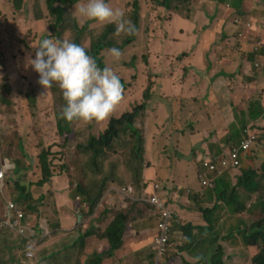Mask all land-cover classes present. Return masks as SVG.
Returning <instances> with one entry per match:
<instances>
[{
	"label": "rangeland",
	"instance_id": "1",
	"mask_svg": "<svg viewBox=\"0 0 264 264\" xmlns=\"http://www.w3.org/2000/svg\"><path fill=\"white\" fill-rule=\"evenodd\" d=\"M45 1H13L11 4H15V8L13 9L16 13H12L8 8L7 0H3V3L0 5V30L11 25L17 26L19 30L14 37L17 40L10 41L9 39L2 38L5 35L4 33L0 35V110L5 109L7 112L5 113L6 122L3 127L5 135L0 136V158L1 155L6 156L15 167H24V172L19 177V181L15 180V182H19V184L27 187L32 184L35 185L34 189L29 190V193L33 197V205L35 206L38 204L39 198L48 193V189H46L48 185L45 184L46 186L42 188L36 187L37 182L42 176L40 155L43 151L44 153L49 152L48 162L51 163V169L54 167V175H57L53 181L54 186L61 187L64 185L66 187L68 183L67 177L73 179L74 183L83 184L85 182L87 186L94 181H100L101 178L95 172L91 173L86 171L92 163L90 158L84 160L80 158L81 161L79 159L81 150L79 151L77 146L87 143L92 136L87 133L80 135L77 127H74L75 122L71 124V131L66 132L64 136L62 134L63 137L60 136L61 133L57 128V122L58 119L64 120L60 113L65 103L61 89L57 84L53 83L50 88L44 91L37 83L38 74L30 66L25 67L26 59L29 56L34 57V48L32 47L36 46L37 40L34 41L36 37L38 39L41 36L39 30L41 28L47 30L48 27ZM127 1L133 5L135 0H109V4L112 7H118L124 11ZM140 3L141 11H139V16L141 14L142 27L137 35L136 41L122 49V56L119 60H115L108 53V49L103 50L100 54L105 66L111 67L119 75L123 90L122 98L114 107L111 114L103 120H95L93 125L96 130L93 132L98 134L103 130L105 131L108 126V121L111 118L119 117L126 111H132L144 101H149L146 102L149 107L139 114L135 122L136 127L141 129L147 128V143L145 140L144 142L149 161L146 162L144 158H138L131 154L130 152L134 146V142L126 140L125 145L121 146L127 153L126 165L128 166L125 171L135 177L138 174V170L142 168L145 184L155 182L157 179H160V182H178L179 179H186L187 177V181L194 184L198 176L197 171L200 167V162L213 158L219 152L218 148H223L224 152L231 146L228 143L231 132L234 133L236 129L241 130L247 128H249L250 132H261L264 127V113L255 120L250 110L247 113V111L236 110L233 105H230L231 100L227 102V92L212 94L211 89L207 87V82L212 74L210 54L208 53L204 56V59L202 58L196 61L193 64V71H188V67H184L182 64L185 60L183 58L184 54L182 55L181 52H177L186 49V46L191 44L192 39L184 40L187 37H193L189 21L182 19L184 17L177 12H173V14L176 13L181 18L176 15L172 16L169 10L160 7L153 0H140ZM42 8H44V11ZM182 13L188 14V18L190 19L192 9L190 13L184 11ZM72 16L75 20H81L73 10ZM131 16L132 10L126 14L125 19H128L133 25ZM83 22L86 21H80L79 25ZM30 23L32 24L30 25ZM103 25L97 22L92 23L91 27L94 32L89 31V36L92 41H95L103 33L105 30ZM129 36L130 33L112 31L108 38L114 41L117 46L121 45ZM178 39L181 40L179 41ZM155 42L157 46L159 42H162V47L158 53L154 45ZM7 44L9 45L5 46ZM174 49H177V51L173 52ZM11 55L12 59L10 58ZM150 55L153 57L147 64L146 58L148 56L150 57ZM162 57L169 59L171 66L170 64H166L164 59H161ZM202 60L204 64L198 67L202 63ZM208 62H210V65ZM208 65L210 68H208ZM206 70H208L207 74L201 78L198 71L205 72ZM259 71H263V69ZM248 72L252 73L251 70H248ZM164 79H169L168 83ZM253 81L257 84L263 83L264 77H262V73L253 77ZM167 84H169L172 92H168L167 86H165ZM200 84H205V86L202 87ZM239 84L242 87H246L249 84V80L244 84L237 81V85ZM3 86L6 88L4 93H2ZM145 93L148 94L147 98H145ZM153 94H155L154 99H152ZM257 94L260 96L252 100ZM257 94L245 100V102H254L260 97L258 103L259 109L256 112L262 107L261 104L264 105V91L263 93ZM192 98L198 99L199 101L194 103ZM168 105H171L169 112L173 117L172 120L168 118L169 113L166 109ZM215 108L217 111H214ZM230 123H233V129ZM142 130H144L145 137V129ZM127 134H130V132L128 131ZM215 140H220V142H215ZM259 141H264L263 137L261 138L260 136ZM213 143H216L217 146L211 147L210 145ZM176 150L181 151L183 154L182 158L177 157ZM190 151L194 156L190 155ZM252 152L256 156L258 154L262 156L259 157L260 161L256 160L257 157L253 156ZM252 152L246 161L241 162L240 167L242 168L244 166L243 168L246 169L252 167L261 174L263 172L261 166L264 161V142L262 144L256 143L253 146ZM162 159H164L163 162ZM149 166L150 168L147 169ZM241 168H239L240 171L239 169L237 170V173L242 172ZM145 169L147 170L145 171ZM111 171L112 168L107 163L105 167L101 168V175H106L107 172ZM82 175L85 177L83 179H86L84 182L81 180ZM12 177L13 174H10L7 178L11 179ZM0 181V186L2 187L0 189H3L1 193L2 202H5L13 194L16 187L14 184V188H7L5 187V180L2 179ZM228 181L231 182V179ZM235 182L236 179L231 183L233 184ZM154 188L153 184H151L147 190L149 196L156 195ZM238 192L243 193V190L239 189ZM164 194L166 195L167 193L165 192ZM141 197H143V194ZM85 198H89L87 191L84 195ZM208 198L207 193L203 197L199 196L194 202L189 203L192 209H188L184 205V202L181 201L180 196L175 197L171 194L166 196L168 204L176 210L178 215L176 218L177 222L172 228L175 236L179 234V226L181 223L191 222L194 224L195 229L198 226L205 225L199 209L211 208L215 205L214 202L208 203ZM242 198L245 199L241 201L245 204L247 212H242V215H238L237 218H226L228 211L222 208L220 215L224 218L220 219L223 221V227L217 231L219 236L214 235V237L217 236V243L212 245V242L208 241L211 243L208 246L209 248L215 249L217 245L223 248L222 259L225 264H252V256L258 252L256 246L249 248L239 243L241 239L239 236L240 232L237 230L239 225L238 218L247 216L251 220H257L264 218V215L259 213L257 208L253 206L255 199ZM29 202H22L26 212L29 211L27 209ZM29 204H31V208H34L32 203ZM217 204L218 211L223 203L219 201ZM183 206L187 210V215L190 213V217L194 215L196 218H181L182 214L179 215V210L183 209ZM11 211L15 212L16 210H10L5 206L4 216H7ZM31 215L33 214L29 213V216ZM152 218L156 220L154 216ZM160 218L171 219L174 217L162 211ZM154 220L150 221V225L146 224L142 228H148L151 236L156 234L154 231ZM3 233L5 232L1 230L0 256L8 253V256L13 258L12 250L9 248L6 235ZM203 233L205 237L206 231ZM197 235L198 233L194 235L196 238L195 241H197ZM206 241L207 239H205ZM205 246L203 245L202 247ZM25 247H28V244ZM105 248L106 246H103L102 250ZM205 249L200 250V254L206 255L208 252H204ZM87 252L92 253L93 249H86L85 257L82 260L88 256ZM212 254H207L208 260ZM104 259L105 261L110 260L108 257ZM115 263L117 261H111V264ZM60 264L66 263L60 262Z\"/></svg>",
	"mask_w": 264,
	"mask_h": 264
},
{
	"label": "trees",
	"instance_id": "2",
	"mask_svg": "<svg viewBox=\"0 0 264 264\" xmlns=\"http://www.w3.org/2000/svg\"><path fill=\"white\" fill-rule=\"evenodd\" d=\"M156 2H159V5L166 7L172 12L179 13L184 18H188V14H184L182 13V11L190 13L192 9V0H156ZM75 3L76 0H46L45 10L46 12H48L46 13V15L48 16V27L47 30L41 28L39 30V34H41V38L50 37L61 40H69L73 43L80 45L85 49L86 53L96 61L99 67H104L105 65L100 54L105 49L116 47L115 42L108 38L113 30L117 32L115 25L104 24L103 28L105 27V30L95 41H92L89 36V31H93V28L91 27L92 23H95L93 21H86L81 26L80 30L78 26H75L73 28V31L79 32V35L76 33L68 34L64 32L62 29L59 28L60 24L65 20L66 9H72ZM131 10V21L134 23L133 25L135 26V31L133 33H130V36L123 43V46L131 43L135 38L136 28L138 27V13L140 10L138 0H135L133 2V5L128 4L127 11L124 14V18H126V14H128ZM17 31H19L17 26L11 25L1 29L0 35L1 33H4L5 35L2 36V38H6L7 40L9 39L10 41H12L17 35ZM8 45L9 44L5 46ZM5 90V86H3L2 93H4ZM147 97L148 94L145 93V98ZM192 101L194 103H197L199 100L194 98ZM146 102L149 101H144L140 105L136 106L131 112L124 113L120 118L111 119L108 123L106 130H103L101 133L98 134L93 132V124L95 120L77 121V119H74L72 121H67L63 117L62 118L65 121L58 119L57 126L59 132L61 133L60 136H62V134L64 136L66 132L71 131V124L74 122V127H77L80 135H84L85 133H87L92 136L87 143L77 146L78 150H81V152L79 153V159L81 158L82 160H84L90 158L92 163L86 171L91 173L95 172L98 176H101L100 181H94L89 184V186H87L84 182L86 179H83L84 183L82 185H78L74 189V192L78 194L84 202H87L88 204L91 203L92 209L96 204L95 201L104 192L108 191L111 188L131 186L133 189V196L130 200H128V204L125 208L119 209L115 212V217L112 218V220L110 221V224L106 228L104 234L100 231L99 234L96 233L101 238L108 239L109 248L107 246L101 253L93 252L91 254H87L89 256H86V258L82 260L81 254H86V252H83L84 249H82V247L84 246L85 238L91 236L93 233L95 234L94 231H98L92 229V231H87L86 233H84L83 236L80 235L77 241H75L74 243H59L61 239L58 242L52 241V239L50 240V242L44 240V242L40 246L39 252L35 255L34 260L36 264H44L46 262H50L51 260L58 261L60 258V251L49 252L48 254H46L48 250L45 251L47 247L53 248L55 246L61 248V252L68 250L70 251L65 256L68 257V261L65 262L66 264H103L104 257L112 258L115 252L122 246L127 233L134 229L137 230L136 233H139V231L142 230L143 226H145L146 224L150 225V221L154 220L151 217L156 215V211H153L154 208L148 203L140 201L142 194L147 191L149 186V184L144 183L142 168L138 170L137 176L133 177L129 175L125 171L128 166L126 165L127 153L125 149L121 147L125 145L126 140H131L132 142H134V146L132 147L130 153L138 158H144V131L141 128L136 127L135 122L139 114L142 111H145L147 107H149ZM253 111L254 110H250L252 116L257 114L253 113ZM230 126L233 129V123H230ZM262 130L264 131V128H262ZM128 131L130 132V134H127ZM234 131V133L231 132V135L228 139V143H230L231 146L226 151H224V153L227 155H229V153L231 152V148L233 147V145L239 144L244 139V137H246L244 129H236ZM258 143H261V141L258 140ZM222 153L223 148H219V152H217L216 154ZM48 155L49 152L44 153V151L40 155V167L42 176L36 184V187L38 188H42L43 186L48 185V187L46 188L48 189V193L47 195H42L39 198L38 204L36 206L33 205V197L32 194L29 193V190L32 188L34 189L35 185L32 184L27 187L19 184V182H15V180L19 181V177L21 176L22 171L19 172L18 170H16L17 168H15L14 171H10L6 174L7 176H9L10 174H14L15 172L11 179H5V187L14 188L15 184L16 189L14 190L13 194H11V199L12 196L16 197L15 202L17 208H21L20 210L24 213V215H28L29 218H33L34 215L36 217L45 215V218H50L48 216L50 215L55 218L56 208H54L55 204L52 198V178L54 176V167L53 169H51V163L48 162ZM256 157V159L260 161L259 157L262 156ZM107 163L110 164L112 171L107 172L106 175H101V168L105 167ZM262 163L263 165L261 166V170L263 172L261 174H259L258 171L253 170L252 167L247 169L242 168L241 175L237 177L236 185H232V183L228 181L229 178L227 177H217V194L216 199L213 200L215 205H213V207L211 208L199 209V212L202 214V218L205 222V225L198 226V228L195 229L194 224H192L191 222L181 223L179 226L180 231L178 235L175 236L173 230V233L170 236L167 254L163 256L159 263L225 264L222 259L223 248L220 245H217L215 249L209 248L208 246H210L211 243H209L208 241H211L212 245H215L217 243L216 237L219 236V234H217V231L223 227V221L220 219L224 218L220 215V211L222 208L228 211V215L226 216V218H237L238 215H242V212H247L245 204L241 201L245 200L242 197L255 199V203L253 206L257 208V211L259 213L264 215V161ZM82 178L85 177L82 175ZM239 189H242L243 193H239ZM86 191L89 194V198L84 199ZM161 194H164L163 191L161 192ZM192 194V202H194L199 197V195L194 193ZM203 196L204 195H202L201 197ZM211 196L214 197V195L212 194ZM25 201H30L29 203H32V206H34V208H31V204L28 203L27 209L29 211L26 212L22 204V202L25 203ZM219 201H221L223 205L217 211V202ZM3 204V202H0V210L2 209ZM9 205L13 204L10 203ZM29 213L33 215L29 216ZM144 216H146L147 218H143ZM238 221L239 225L237 227V230L240 232L239 236L241 239L239 243L242 246L249 248L256 246L258 252L257 254H254L252 256V264H264V218L251 220L250 218L245 216L243 218H238ZM51 222L53 221L50 220L46 223L47 228H51L53 226ZM1 230L7 231L8 236L13 239L14 242H16L15 245H9V248L11 250L22 243L21 238H19L13 231H9L7 229L4 230L3 228H0V231ZM197 230L199 231L197 232ZM204 231H206L205 237L203 233ZM136 233L134 231H131L129 236H136ZM197 233V241H195L196 238L194 235H196ZM215 234L217 235L216 237H214ZM55 239L58 240L57 238ZM205 239H207L206 242ZM195 244L196 246H194ZM203 245L206 246L202 247ZM203 249H205L204 252L207 251L208 253H213L209 260L207 257V252L206 255L200 254L199 251ZM12 253L13 258H10V256H8V253H4L3 256H0V264H17L18 256L15 252ZM185 254H187L188 256L196 257L197 261H185ZM143 257L146 258L145 260H147L149 264H153V261H155L156 254L155 251L151 249V244L149 245V248L147 249V253L145 255H139V258L141 260ZM60 262H62V258L60 259ZM115 264L120 263L117 262Z\"/></svg>",
	"mask_w": 264,
	"mask_h": 264
},
{
	"label": "clouds",
	"instance_id": "3",
	"mask_svg": "<svg viewBox=\"0 0 264 264\" xmlns=\"http://www.w3.org/2000/svg\"><path fill=\"white\" fill-rule=\"evenodd\" d=\"M7 1H8L7 3L8 8L11 10V12L16 13L15 10L11 9L12 7L11 2L16 1V0H7ZM138 2H139V8H140L139 11H141L140 0H138ZM154 2H156V0ZM2 3H3V0H0V5ZM156 3L158 5L160 4L159 2H156ZM128 4H130L129 1H127L125 5V10L123 11L122 9L118 7L110 6L109 0H76V3L72 9L71 8L66 9L65 20L60 24L59 28L68 34L76 33L79 35V32L73 31V28L75 26H78L80 30L81 26L85 22L81 23L80 25H79V22L82 20H85V21H93V22L102 23V24H114L118 32L123 31L125 33H133L135 31V26L132 25L130 21L124 18V14L127 11ZM226 4L229 5L228 3ZM160 7H163L164 9L169 10L164 6L160 5ZM42 9L44 11V8ZM72 10L81 20H75L73 18ZM170 13L173 16V12L170 11ZM175 15L179 16L176 13ZM20 16L23 17L22 15ZM183 19L189 20V18H183ZM141 22H142L141 14L139 16V13H138V27L136 28L135 38L131 43L123 46V43L127 40L126 39L121 45H117L116 46L117 48L112 47L107 50L108 53L115 60H119L121 58L122 56L121 51L123 48L128 47L129 45H131L132 43L136 41L137 35L139 34L141 27H142ZM31 24L32 23H30V25ZM113 31L115 32V30ZM13 40H17V39L14 38ZM34 41H36V46L32 47L34 48V57L29 56L26 59L25 67L27 68L28 66H30L31 69L38 74L37 83L44 89V91L45 89L50 88L53 85V83L57 84L58 87L61 89L62 96H63L65 103H64V106L62 108V112L60 113V115L67 121H72L74 119L83 120V121H91V120H103L107 118L113 111L114 107L119 103V101L122 98L123 86L120 82L119 75L111 67H108V66L99 67L96 61L90 55L86 53L83 47L69 40H61V39L50 38V37L41 38V36H39V38L37 39L36 37ZM151 56L152 55H150V57ZM150 57L148 56L146 58L147 64L150 61ZM10 58L12 59V55L10 56ZM154 98H155V94L152 95V99ZM170 108H171V105H168L166 107L169 113L168 118L172 120L173 117L169 112ZM263 108L264 107L262 106L259 111L257 112L255 110L253 111V113H257L256 115H253V118L255 120H257L260 116H262V114L264 113ZM127 112H131V111H126L124 113H127ZM5 113H7L5 109L0 110V136L1 137L5 135L3 132V127L6 122ZM123 114H121V116ZM121 116L113 117L111 119L120 118ZM110 120L108 121V123L110 122ZM142 129H145L144 140L147 143V128H142ZM93 130L94 131L96 130L94 126H93ZM244 130H245L244 132L246 133V137H244V139L239 144L233 145L231 150L233 148H240L241 143L247 138H249L250 136H252L254 139L250 143L247 149L245 150L240 149V151L238 152L237 154L238 164L232 167L230 165V162H231L230 153L229 155H227L224 152L218 155L215 154L214 157L211 159H206V160L201 161L200 167L197 171L198 176H197V179H195V183H194L195 185H197V188L187 186V184L194 185L192 183H189L188 181L160 182L161 180L157 179L155 182L148 183L149 184L148 189L150 188L151 184H153V186L155 187L154 193L156 195L149 196L146 191L143 194V197H141L140 201L148 203L150 206L154 208L153 211L154 210L156 211V215L154 216V218H156V220H154V224H155L154 231L156 232V234L152 235V240H151L152 250H154L153 246H154L155 238L158 234V224L162 219L160 218V213L163 211V212L173 215L174 217V218L169 219L170 220V236L173 233L172 228L174 227V224L177 222L176 218L178 215L176 213V210H174V208H172L168 204V201L166 199V196L168 194L174 195L175 197L180 196L181 201H183L187 205L192 202V197H191L193 195L192 193L197 194L199 196H202L205 193L212 194L215 196V194H217L216 192V187H217L216 178L217 177L224 176V177L231 179V182H232L235 179L237 180V177L241 175L242 172L237 173V170L241 168L240 167L241 162L246 161L248 159L249 154L251 153L253 149V146L256 143H258L260 136L261 138L263 137L264 139L263 130H261V132L260 131L250 132L249 128L244 129ZM151 140H152V137H151ZM262 142L259 144H262ZM152 143H153V140H152ZM143 148H144V161L148 162L149 160L147 158L145 142L143 143ZM175 152L177 154V157L179 158L183 157V154L181 153L180 150H176ZM190 155L194 156V154L191 151H190ZM253 156L255 155L253 154ZM222 159L227 160V165L223 164ZM163 161L164 159H162V162ZM10 165H12L11 168H9ZM15 168H16L15 165L12 164L6 156L1 155L0 180L3 178L4 176L3 174L6 175L8 172L14 171ZM149 168L150 166L147 169ZM147 169H145V171ZM204 175L212 184L211 186H204L202 184L201 178ZM55 177H57V175H54L52 178L53 179L52 180V191H53L54 196H55L54 188H57V189L61 188L59 186L58 187L54 186L53 181ZM67 180H68V183H67V186L65 187V190L66 191L69 190V195L75 198V202H76L75 213H76V216H79V217H82L84 215V216H89L90 219L94 220L93 217L95 215L108 216L109 212L115 213L117 210L125 208L128 204L127 203L128 200H130L133 196V189L131 186L111 188L108 191L104 192L95 201L96 204L94 208L92 209L91 203L88 204L87 202H84L80 198V196L74 192V189L78 185H82V183H74V180L68 177H67ZM81 180L83 181V178H81ZM186 180H188V177L186 178ZM183 184H186V185H183ZM232 185H236V182L233 183ZM162 191L163 193L166 192L167 194L162 195L161 194ZM110 195H112V197L115 196L116 199H111ZM154 198L157 199L158 201L157 205L153 203ZM53 202H54V199H53ZM15 207L13 205H9L7 207L10 210H16V211L15 212L11 211V213L7 215L9 218H7L6 222L17 221L18 226L11 227L7 225L6 222L2 225L4 227H9L10 229L15 230L19 235L16 234V232L14 231L13 232L22 240V243L20 245L12 249V252H15L18 256L17 264H36L34 260L35 255L39 252L40 246L44 242V240H46L47 242H50L51 236H49L50 238L49 237L44 238V236L42 237L40 235L39 224L35 223L34 225H32L30 221L31 218H29L28 215L26 214L24 215V213L20 209H18L17 206ZM18 213L22 214V217L19 219L17 218ZM7 216H4L3 218H6ZM102 218H99V219L102 220ZM109 224H110V221L105 228L99 229V231L104 234ZM20 230H23V232H20ZM53 232H56V231H53ZM129 233L126 234L124 243L118 250L123 248L126 237L127 235H129ZM104 239H106L107 241L106 247L108 246L109 248L108 239L107 238H104ZM169 240H170V237H169ZM26 244H28V247H25ZM168 248H169V241H168L167 250ZM55 251H60L59 260L58 261L51 260L50 262H46L45 264H60V259L62 258L61 253L63 251L61 252V248H58V246L53 247L51 252H55ZM101 252H103V250ZM166 254H167V251L163 256H165ZM163 256H161L160 258H157V255H156L155 261H153V264H160L159 261L163 258ZM67 261H68V257H65L64 263ZM104 261L105 259L103 260V262Z\"/></svg>",
	"mask_w": 264,
	"mask_h": 264
},
{
	"label": "crops",
	"instance_id": "4",
	"mask_svg": "<svg viewBox=\"0 0 264 264\" xmlns=\"http://www.w3.org/2000/svg\"><path fill=\"white\" fill-rule=\"evenodd\" d=\"M13 8H15L14 3L11 9ZM187 21H189L193 37H187L184 40L192 39L191 44L187 45L186 49L182 51H177V49L173 51L181 52L182 55L184 54L183 58L185 60L182 62L184 67L187 66L188 71H193V64L202 58L204 59V56L209 53L210 61L212 62V74L207 82V87L211 89V93L220 94L222 92H227V102L231 100L230 105H233L236 110L247 111L248 113V110L256 111L259 109L258 103L260 97L254 102H245V100L252 98L257 93H263L264 91V81L263 83L259 82L260 84L253 81V77L257 76L259 73H262V77H264V0H193L192 16ZM178 40L180 41L181 39ZM154 45L158 53L159 49L162 47V42H159L158 46L155 42ZM152 57L153 56H151L150 59H152ZM161 59H164L165 63L168 65L171 63L170 60L165 57ZM202 64H204L203 60L198 67ZM208 64L210 65V62H208ZM209 65L208 68H210ZM262 69L263 71H259ZM248 70H251L252 73H249ZM207 71L208 70L205 72L198 71V73L201 78H203L207 74ZM164 80L167 83L169 81V79ZM247 80H249V84L246 87H242L240 84L237 85V81L244 84ZM165 86H167L168 92H172L169 84ZM200 86L204 87L205 84H200ZM258 96L260 95L257 94L252 100H255ZM193 99L194 98H192V100ZM262 106L264 107V105ZM214 111H217V109L215 108ZM215 142H220V140H215ZM210 146L215 147L217 144L213 143ZM258 156L261 155L258 154ZM16 168L19 172H24V167L17 166ZM3 175V180L9 177L5 174ZM178 181L187 180L179 179ZM187 186L197 188V185L187 184ZM0 188L2 187L0 186ZM54 190L55 196L53 195L52 198L54 199V208H56L55 218L50 215H48L50 218H45V215L40 217L33 216V218L30 219L31 224H40V235L42 237L44 236V238L52 236V238L49 237L50 240L52 239V241L57 242L61 239L59 243H74L80 235L83 236L87 231H92V229L98 230L94 231L95 234L92 232L93 234L91 236L85 238L82 249H84V252H86V249H93V252L98 251L97 253H101L107 241L97 234L100 233L99 229L105 228L109 221L114 218L115 213L109 212L108 216L95 215L93 217L94 220L90 219L89 216H76L75 198L69 195V190L66 191L64 185L59 189L54 188ZM2 191L3 189H0V202H2ZM208 196L207 202L213 203V200L216 199V194L214 198L211 194H208ZM110 197L111 199H116L115 196L112 197V195H110ZM15 198L16 197H13L11 199L10 195L9 199L3 202L4 204L0 210V228L14 232L16 231L9 227H4L2 224L9 218L8 216L3 218L4 207H8L10 203L13 204L14 207L17 206ZM184 205L188 209H192L190 204L186 205L184 203ZM184 208L183 206V209L179 210V215L182 214L181 218H196L194 215L190 217V213L187 215V210ZM102 217L106 219H99ZM143 218L147 217L144 216ZM50 220L53 221L51 222L53 226L47 228L46 223ZM133 231L136 233L137 230L134 229ZM3 232H5L3 234L6 235L8 245H15L16 242L8 236V232ZM16 234L18 233L16 232ZM151 240L152 236L148 228L142 229L139 233H136V236L127 235L123 248L116 251L114 256L110 260L104 261L103 264H111L112 260L120 264H149L148 261L145 260V257L141 260L139 255H145L147 253ZM96 249L98 250L96 251ZM47 250L48 252L46 254L51 252L52 248L47 247L45 251ZM68 252L70 251H63L61 253L62 262L65 260L66 253ZM83 257H85V255L81 254V258ZM190 260L197 261V258L185 254V261Z\"/></svg>",
	"mask_w": 264,
	"mask_h": 264
},
{
	"label": "built area",
	"instance_id": "5",
	"mask_svg": "<svg viewBox=\"0 0 264 264\" xmlns=\"http://www.w3.org/2000/svg\"><path fill=\"white\" fill-rule=\"evenodd\" d=\"M253 137L250 136L249 138H247L246 140H244L241 143V147L240 148H233L230 152V157H231V162L230 165L232 167L236 166L238 164V152L240 151V149H247L250 145V143L253 141ZM222 162L224 165H227V160L226 159H222ZM229 165V164H228ZM201 182L204 186H211L212 184L210 183V181L205 177V175L201 178ZM153 203L154 204H158L157 199H153ZM160 205V204H159ZM22 214L18 213L17 214V218H21ZM170 218H162L161 221L158 224V234L155 238V242H154V246L153 249L156 252L157 258H160L161 256H163L166 251H167V246H168V241H169V237H170ZM7 225L11 226V227H17V221H12V222H6ZM20 232H23V230H20ZM31 255V254H30Z\"/></svg>",
	"mask_w": 264,
	"mask_h": 264
},
{
	"label": "water",
	"instance_id": "6",
	"mask_svg": "<svg viewBox=\"0 0 264 264\" xmlns=\"http://www.w3.org/2000/svg\"><path fill=\"white\" fill-rule=\"evenodd\" d=\"M0 176H1V174H0Z\"/></svg>",
	"mask_w": 264,
	"mask_h": 264
}]
</instances>
